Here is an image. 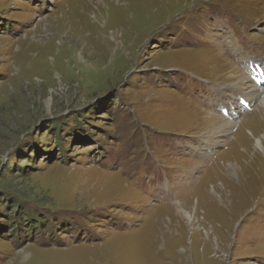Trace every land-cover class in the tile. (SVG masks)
<instances>
[{
	"label": "rangeland",
	"instance_id": "rangeland-1",
	"mask_svg": "<svg viewBox=\"0 0 264 264\" xmlns=\"http://www.w3.org/2000/svg\"><path fill=\"white\" fill-rule=\"evenodd\" d=\"M263 62L264 0H0V264H264Z\"/></svg>",
	"mask_w": 264,
	"mask_h": 264
},
{
	"label": "bare ground",
	"instance_id": "bare-ground-1",
	"mask_svg": "<svg viewBox=\"0 0 264 264\" xmlns=\"http://www.w3.org/2000/svg\"><path fill=\"white\" fill-rule=\"evenodd\" d=\"M225 42H226V44L229 46V48H231L232 50H234L235 52H236V61L238 62V63H240V61L241 60H244L245 61V63H244V61H243V63H240V64H242V68L243 69H245V66H246V68H248V67H254V66H259V64L261 63V62H258L257 60H254V59H251L248 55V60H249V63H247L246 62V60H245V55L244 54H242V50H240V48L238 47V45L235 43V41L233 40V38H232V36H226L225 37ZM230 50V49H229ZM242 51V52H241ZM231 52V51H230ZM244 53V52H243ZM233 54V53H232ZM264 63V62H263ZM262 63V64H263ZM245 65V66H244ZM241 66V65H240ZM262 66H264V65H262ZM249 68V69H250ZM252 71V70H251ZM248 71V73L250 72V74H252V75H254V72L252 71ZM261 71V70H260ZM263 73V72H262ZM261 74V73H260ZM259 73L257 74L258 76H256V77H258L259 79H261V81H260V83H258V84H253V85H251V87H252V90H251V93H250V95H249V99H247L246 98V95H245V93L246 92H244V89L243 88H241V83L240 84H234V85H231V86H233V89H231V91L233 92V93H240L241 95H242V97L244 98H242L241 96L239 97V99L241 100V101H244L245 103H246V105L250 108L251 106H252V104H253V102L255 101V102H257V101H260V107L264 110V75H263V77L262 78H260L259 77V75H260ZM238 76V75H237ZM255 76V75H254ZM240 77V76H239ZM259 79H258V82H259ZM244 80V79H243ZM244 82V81H243ZM246 84V83H245ZM218 87V86H217ZM245 88V87H244ZM225 89V88H224ZM215 94H218V95H223L219 90H218V93L217 92H214ZM236 96H237V94H236ZM262 110V111H263ZM225 112H229L228 111V108H226L225 109ZM231 119H233V118H231ZM209 123V122H208ZM227 125H234L235 123L234 122H227L226 123ZM208 134V133H207ZM264 137V136H263ZM260 141L261 140H258L257 142H258V144H260ZM260 146V145H259ZM263 172V171H262ZM216 194V193H215ZM214 194V195H215ZM209 196V195H208ZM215 197L218 199V202H220V203H222V201H221V199H222V197H221V195L219 196L218 194H216L215 195ZM224 201V200H223ZM217 204V203H216ZM222 206V205H221ZM177 207H179V206H177ZM180 214H182V216H183V220H185L188 224H190L191 222H193V220H194V214H191V213H189V212H186V211H184V209H180Z\"/></svg>",
	"mask_w": 264,
	"mask_h": 264
}]
</instances>
